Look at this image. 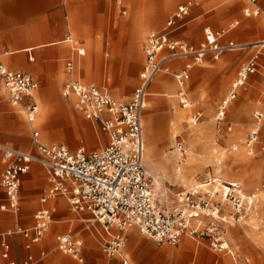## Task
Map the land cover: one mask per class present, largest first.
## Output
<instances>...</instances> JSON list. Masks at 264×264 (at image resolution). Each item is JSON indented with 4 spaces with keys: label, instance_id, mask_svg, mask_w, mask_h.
Masks as SVG:
<instances>
[{
    "label": "rangeland",
    "instance_id": "rangeland-1",
    "mask_svg": "<svg viewBox=\"0 0 264 264\" xmlns=\"http://www.w3.org/2000/svg\"><path fill=\"white\" fill-rule=\"evenodd\" d=\"M165 1L174 3V5L164 11L163 17L154 26L152 25L154 13ZM181 1L183 0H123L122 4H119L118 0H75L71 11H76L79 7L80 22L77 29L80 34L72 32L70 34L74 41L78 40L82 43L77 46L85 47L87 54L79 56L75 50L64 51V47L68 45L71 49V42L50 46L51 55L45 53L37 56L36 53H33L36 59L32 63L37 68V72L44 73L47 77L54 76L47 79L46 87H51L54 90L55 102L66 104L65 98L57 91L58 87L61 91L66 79L57 82L55 76L60 71L65 72L66 60L71 55L84 58L83 60H90V70L84 69L83 66L81 69L78 68L77 77L79 79L97 82L101 87L107 88L112 95L117 97L123 95V101H130L140 83V72L145 63L144 58L137 59V53L140 52L143 55L142 45L145 44L149 31L155 27H164L165 20ZM263 2L264 0L259 1L260 4ZM207 3L210 4L212 10L198 16L205 10L201 6ZM247 6L250 5L245 0H207L192 10L193 20L182 31L183 37L194 43H199L203 38V28L211 25L215 29L222 27L231 29L229 36L236 42L247 45L241 50L227 51L218 59H211L208 56L202 63L193 64L186 90L192 107L191 109L185 108L190 111L185 124L192 125L190 130H195L193 135L188 133L185 126L176 125L174 118L171 128L172 117L167 116L170 105L164 97L152 96L151 106L147 108L146 112L150 115L147 118H152L154 129L158 133L160 147L158 146L159 156L156 161L149 165L145 162V167L151 173L164 175L172 183L170 187L172 192L191 189L209 175L219 176L227 181H240L247 191L255 193L256 201L253 210L257 211L258 216L254 220H251L252 217L249 216L246 223L218 224L219 229L224 231L230 243L227 252H216L210 248L206 240L188 236L177 245L159 243L137 230L135 242L133 243L134 234H129L125 249L130 256V264H178L177 259L168 257L164 251L180 249L185 241L190 242L187 247L189 250H186L181 257L182 263L180 264H264V241L262 240V236H264V116L260 120L259 139L251 146L246 144L248 132L253 129V123L257 121L254 113L262 112L264 114V47H254L255 42L264 39V6L262 5L263 10L257 17H248L244 14V7ZM124 10L126 13H123ZM68 15L71 17L72 12ZM236 21H239V24L235 25ZM134 23L137 24L138 35L132 47L134 37L132 26ZM257 51H260L258 71L248 77L240 88L237 98L232 101L228 109L227 119L232 125V131H219L214 118L218 103L228 93L241 67L246 65ZM129 74H133L131 81L128 80ZM88 76L91 78L84 79ZM167 76L174 80L172 73ZM41 78L42 76L37 77L39 86L33 95L39 103L40 113L44 109L43 102L38 96V89L42 84ZM46 84L45 81L44 85ZM223 85H225L224 88H222ZM0 86L5 88L1 79ZM172 91L175 94L173 102L177 106L176 109H183L184 107L179 101L177 85ZM4 94L7 98V91L6 93L4 91ZM51 101L47 100L46 106H51ZM8 111L0 101V115L13 118L14 114L8 115ZM196 111H202L203 117L197 124H193L192 116ZM69 112L82 118L87 123L90 132L103 135L98 125H93L83 115L77 114L73 106L69 108ZM22 113L25 115L23 110ZM52 114H56L55 109ZM13 120L16 121V117ZM34 128L40 132L41 138L52 133L56 135L53 141L65 143L71 149L80 145L90 148L101 147L100 142L95 145L87 144L86 130L83 132L72 131L75 143L69 144L67 126H53L51 131H42L37 126ZM169 136L174 138L168 141ZM24 139L28 141L27 148L36 152L31 131L26 134V137H23L0 129V141L4 143L22 147L21 142ZM178 168L182 179L177 176ZM3 169V159L0 155V178ZM44 172L48 181L45 191L31 203L20 201V209L17 213L0 211L2 216L0 231H14L19 226L31 227L33 225L34 214L41 207L40 198L47 193L50 187L48 173L46 170ZM24 175H22V180H24ZM60 197L64 196H57V198ZM52 213L48 231L43 239L31 249H27V240L23 235L9 236L18 240V242L13 241L12 257L20 262L31 252L37 259V264H62L64 259L70 260L73 264H83L73 255L66 254L58 248L57 236L69 233L75 239L83 241L82 255L86 264H95L89 256V252L95 251L99 253L100 257L98 264L108 262L109 259L102 250L104 239L100 232L103 231V224L98 221H90L93 219L91 212L73 211L67 198L64 197L62 209L59 211L52 209ZM203 223L209 224L210 220L204 219ZM113 231L115 230L113 229ZM90 233L98 235L94 246H91L88 241ZM1 253L0 246L1 262L8 264L7 259H4ZM116 258L122 264L120 257Z\"/></svg>",
    "mask_w": 264,
    "mask_h": 264
},
{
    "label": "built area",
    "instance_id": "built-area-1",
    "mask_svg": "<svg viewBox=\"0 0 264 264\" xmlns=\"http://www.w3.org/2000/svg\"><path fill=\"white\" fill-rule=\"evenodd\" d=\"M203 1L188 0L179 4L169 15L164 30L148 34L144 44L145 63L140 72V83L130 101L117 99L96 84L74 78L64 82L63 95L75 97V109L87 120L97 124L107 136V142L102 148L90 149L80 145L71 149L60 142L45 143L40 140L36 129L32 131L36 152L0 142V153L5 163L0 180L5 193V199L0 203L1 211H19L22 175L29 171L32 163H39L45 168L50 182L47 193L40 199L42 206L35 212L31 227L19 226L14 231H0L4 258H10V235H23L28 249L43 239L53 215L48 203L57 196L66 197L73 211H89L94 221L103 224L107 232L102 245L103 252L108 257H122L124 264L129 263L124 255L129 240V226H135L141 234L159 243L177 245L188 236L206 240L216 252L229 251L230 243L218 224L246 223L254 209L255 193L247 191L239 181H227L211 175L191 189L172 192V183L164 175L148 173L144 164L142 111L147 100V90L156 74L163 68L171 71V61L190 60L182 69L173 72L178 84L180 104L187 107L191 101L186 83L193 64L202 63L208 55L219 58L223 53L239 47L236 41L226 40L231 30L228 28L205 27L204 37L198 44L175 36L177 31L186 26L191 8ZM245 1L250 5L244 7L246 16H258L261 13L258 6L260 0ZM77 51L81 56L86 54L84 47H77ZM258 58L259 53H256L241 67L228 94L218 103L214 118L219 131H232V125L227 119L229 106L237 98L248 77L258 71ZM65 70L73 74L72 58L66 60ZM0 79L9 102L21 105L29 121H34L38 104L34 100L24 103V100L33 97V92L39 86L38 80L31 73L9 68L1 61ZM202 117L203 112L196 111L192 123L197 124ZM255 117L257 125L248 132L247 146L259 139L262 114L255 113ZM204 219H209L210 223L204 224ZM112 228L115 231L110 234L109 229ZM82 246L83 241L69 233L60 236L58 240L61 251L73 254L86 264ZM10 264L17 262L10 260ZM20 264H37V259L29 253Z\"/></svg>",
    "mask_w": 264,
    "mask_h": 264
},
{
    "label": "crops",
    "instance_id": "crops-1",
    "mask_svg": "<svg viewBox=\"0 0 264 264\" xmlns=\"http://www.w3.org/2000/svg\"><path fill=\"white\" fill-rule=\"evenodd\" d=\"M187 1L188 0H183V1L179 2L177 4V6L179 4L185 3ZM205 1H207V0H205ZM74 2H75V0H0V61L2 63H4L9 68L29 72L35 78H37L38 76H40V77L42 76V78H41L42 84L40 86V89H38V96H39L40 101L43 102V108L44 109L38 117V120H37L38 124L44 126L47 131H51L52 130L51 127H53V126H67L68 127L67 128V131H68L67 141L69 144L75 143L74 137L72 135V131L83 132V130H86V133H85L86 134V142L88 145H95V143H97V142L101 143V147H98V148L88 147V148L100 149L106 144L105 142L107 141V136L104 133H102L101 131L100 132L103 135L93 134L92 132H90V130L88 129L87 123L82 118L78 117V115H76V114L69 112L70 107L73 106V108L75 109V107L73 105V101H71V100H73V98L71 97V100L68 98L66 99L62 95V88L60 91V88L58 87L57 91L60 92V94L62 95L63 98H65L66 104H59V102H55L56 96L54 94V90L51 87H46L48 85L47 79H51L54 76L53 77L52 76L47 77L46 74L44 75V73L37 72V70H36L37 68L35 67L34 63H32V61H35V59H36V57L34 56L33 53H36L37 56L43 55L45 53H50L51 48H49V47L53 46V45H60V44H65L67 42H71V44H72L71 49H70V46L68 45L67 47H64L63 50L67 51V52H70V50H75L77 52L76 47L72 43V41H73L72 35L70 34L71 32L73 34H80L78 29H77L78 24L80 22V15H79V11H78L79 7H77L76 11H71V8L73 9V3ZM122 2H123V0H122ZM201 3H198L191 8L190 14L187 17L188 21H187L186 26L184 28L180 29L179 31H177L175 33V36H177L178 38L186 39V40L190 41L191 43H194L190 39L183 37L181 33L183 30H185L187 28L189 23L193 20V18L191 17L192 10L194 9L195 6L200 5ZM209 5L210 4H208V3L203 4L201 7H203L205 10L203 12H201L198 16L204 15L207 12L211 11L212 9H210ZM262 5L264 6V2L262 4L258 3V6L261 8V10H263ZM122 8H123V6H122ZM71 12H72V16L70 17L68 14H70ZM248 17H250V16H248ZM254 17H257V16H254ZM165 22H167V20H165ZM238 24H239V21H238ZM136 25L137 24L134 23L132 26V28H133L132 30L134 31V33H133L134 37L132 40V47H133L135 38L138 35ZM165 27H166V23H165L164 27H155V28L151 29L150 31H162L165 29ZM205 27H211V28L215 29L211 25H208ZM204 28H203V31H204ZM222 28H224V27H222ZM143 33H144V29H143ZM229 33H230V31H229ZM229 33L226 36V40H231V39L234 40L232 37L229 36ZM203 37H204V33H203ZM76 41H77V43L75 45H78V44L82 45V43H80V41H78V40H76ZM194 44H198V43H194ZM87 46H90V45H87ZM42 48H45V49H42ZM143 48H144V45H142V50H143V58L145 61V53H144ZM51 54L52 53H50L49 55H51ZM77 54H78V52H77ZM86 54H87V51H86ZM79 56H81V55H79ZM208 56H210L211 59H218V58L212 57L211 55H208ZM207 57L205 59H207ZM68 58H72L75 62V66H76L75 78L76 79H78L82 82H85V83H95L93 81H84L81 78L79 79L77 77L78 76V68L82 66L80 63L81 57H76L74 55H71ZM75 59L78 60V65L76 64ZM188 62H190L189 59L174 60V61L169 62V66H170L171 70L173 72H175V71H179L180 69H182L185 66V64H187ZM258 62H259V58H258ZM193 66H192V68H193ZM192 68H191V71H192ZM191 71H190V78H191ZM33 72L35 73V75ZM173 72H172V75H173ZM169 74L170 73L163 72V74L160 73L156 77V79L153 81V83L150 86L148 100L151 103L152 96H156L157 98L158 97H164L167 100L168 105H170V110H169L167 116L172 117L171 118V124H170L171 128H172L174 111L177 108V106H175V104L173 102V97L175 96V94L173 93L172 90L176 87V85L178 87V84H177L175 78H174V80H175V82H174V80H172L171 77L167 76ZM55 77L57 78L56 79L57 82L58 81L61 82L64 79L67 80V76H66L64 71H60ZM190 78L186 83V90H187V85H188V82L190 81ZM45 81L47 83L46 85H44ZM95 84H97V82ZM98 86H100V85H98ZM224 87H225V85H223L222 88H224ZM101 88L107 90L105 87H101ZM230 88H231V86H230ZM4 91H5L4 88H1V86H0V101H2V104L4 105V107H6L9 110L8 115L10 113H13L14 116H13V118H10V117H3L0 115V129L8 132L10 134H16L18 136L26 137V134H28L29 131L32 132L35 129L34 128L35 126L33 125L32 122L28 121V119L22 113V108L20 106L19 107L18 106L13 107L11 105L8 98H5ZM187 95H188V93H187ZM112 96H114V95H112ZM114 97H116L120 100L124 99L123 95H121L120 97H117V96H114ZM33 100L35 101L34 97H27V98H25L24 103H28V102H31ZM47 100H52L51 106H46L45 102H47ZM191 107H189V108L191 109ZM53 109H55L56 114H52ZM75 111L77 112V114L82 115V113L80 111H78L76 109H75ZM255 113H261L262 118L264 116V114L262 112H255ZM255 113H254V116H255ZM15 117H16V121L13 120ZM90 122H92V121H90ZM92 124L97 125L93 122H92ZM256 125H257V121H255L253 123V128ZM56 134H57V131H56ZM46 136L42 137L43 140L45 139L44 141L50 142V143L56 142V141H53V139H55L56 135L49 133ZM173 138H174L173 136H169L167 140L170 141ZM0 142L4 143L2 141H0ZM27 142H28L27 139L22 140V142H21L22 147L10 145L8 143H4V144L9 145V146H13V147H17V148H21L24 150H32V149L27 148L28 147L26 145ZM60 143H62V142H60ZM156 144H158V146H159L158 140L156 141ZM0 155L2 156V159H3V154L0 153ZM3 164L5 167L4 159H3ZM38 164L39 163H36V164L32 163L30 165L29 171L27 173H25V175H24V178H23L24 180H22L23 185L21 184L20 195H19V206H20V201L29 202V203L35 201L37 199V197L39 195H41L46 189L48 181L46 180V174L44 172L45 168L42 167L43 168L42 169L41 168L42 165L40 164L41 165L40 166ZM31 169H32V171L30 172ZM0 180H1V178H0ZM36 185H38V186H36ZM4 199H5V193H4L3 188L0 185V203ZM63 200H64V197L53 199L52 201H50L48 203V206L51 209L59 211L62 209ZM41 206H42V204H41ZM1 212H3V211H1ZM1 220H2V216L0 215V227L2 226ZM73 221H75V220H73ZM72 224H74V223H72ZM137 230L138 229L135 227L129 233V234H131V233L134 234L133 243L135 242ZM100 234H101V237L103 239H105L107 237V234L104 231L100 232ZM62 235H64V234L58 235L57 240H59L60 236H62ZM96 238L98 239V235H96V233L95 234L90 233L88 235V241H89L91 246L95 245ZM14 240H15V238L8 237V241L11 245L10 258L7 259L8 264H10V260H15L17 262V264H20L25 259L24 258L20 262H18V260H16L14 257H12V248H13V241ZM15 241L18 242V240H15ZM0 246H1V238H0ZM1 249H2V253H3L2 246H1ZM125 249H126V247H125ZM125 249H124V255L128 258V260H129L128 264H130V256L126 252ZM2 253H1V255H2ZM29 253H31V252H29ZM104 255L109 259L108 262L104 263V264H120L119 261L116 260L117 256L116 257H108L105 253H104ZM89 256H90L91 260H94L95 264H98V262L100 260L98 252H96V251L95 252H89ZM2 257H3V255H2ZM4 259H6V258H4ZM120 259H121L122 264H124L122 261V257H120ZM64 262H66L65 264H68V263L73 264L68 259L62 260V264ZM0 264H2L1 259H0Z\"/></svg>",
    "mask_w": 264,
    "mask_h": 264
},
{
    "label": "bare ground",
    "instance_id": "bare-ground-1",
    "mask_svg": "<svg viewBox=\"0 0 264 264\" xmlns=\"http://www.w3.org/2000/svg\"><path fill=\"white\" fill-rule=\"evenodd\" d=\"M119 2V1H118ZM119 4H122V0L119 2ZM174 5V3H167L166 1L165 2H162V5H161V7L158 9V10H156L155 11V13H154V16H153V24L152 25H156L159 21H160V19L163 17V15H164V11L165 10H167V9H169L170 7H172ZM125 13H126V11H125ZM150 32H152V31H150ZM149 32V33H150ZM148 33V34H149ZM72 43L74 44V46L76 47V50H77V45H75L76 43H77V41L75 40L74 41V39H73V41H72ZM238 43V42H237ZM238 45H239V47H238V50H241V48H244L247 44L245 43V44H241V43H238ZM248 45H250V44H248ZM254 47H256V48H263L264 47V39H261L260 41H258V42H255L254 43ZM80 48H82V47H80ZM144 49V48H143ZM85 51H86V49H85ZM78 52V51H77ZM257 53H259V56H260V51H257ZM86 55V54H85ZM137 59H143V55H142V53H140L139 52V54L137 53ZM84 58H80V63H81V65L83 66V68L84 69H89V65H90V60L88 59H85V60H83ZM75 61H76V64L78 65V60L77 59H75ZM80 69H81V67H80ZM90 70V69H89ZM75 71H76V66H75V62H74V72H73V74H68L67 72H66V70H65V74H66V76H67V80L68 79H70V78H74V79H76L75 78ZM163 72H165V73H172L173 71L171 70V71H166L164 68L163 69H161L157 74H156V76L153 78V80H152V83H153V81L156 79V77L160 74V73H163ZM87 75V74H86ZM173 76H174V73H173ZM89 78H91L90 76H88V77H84V79H89ZM132 78H133V74H129L128 75V80L130 79V81L132 80ZM174 78H175V76H174ZM37 79V78H36ZM78 80V79H77ZM176 80V79H175ZM80 81V80H79ZM85 81V80H84ZM151 83V84H152ZM89 84H95V83H89ZM151 84H150V86H151ZM97 85V84H96ZM150 86H149V88H148V90H147V100H146V104H145V107H144V109H143V111H142V129H143V144H144V164H145V162H146V164L147 165H149V164H151L152 162H154V161H156V159H157V157L159 156V150H158V144H156V141L158 140V133L156 132V130L154 129V124H153V122H152V118H147L149 115L147 114V108H149L150 106H151V103L148 101V96H149V89H150ZM107 89V88H106ZM4 90H5V88H4ZM37 90V89H36ZM35 90V91H36ZM108 90V89H107ZM35 91L33 92V95H34V93H35ZM109 91V90H108ZM5 92H6V90H5ZM110 92V91H109ZM111 94V93H110ZM62 95H63V87H62ZM64 96V95H63ZM34 97V96H33ZM65 97V96H64ZM71 97L73 98V100H71ZM66 99L68 98V99H70L71 101H73V105H74V107H75V101H76V99H75V97H73V96H70V97H65ZM116 98V97H115ZM118 99V98H117ZM36 101V100H35ZM36 103L38 104V112H37V114H36V117H35V119H34V121H32V123H33V125L34 126H37V127H40V129L42 130V131H45L46 129H45V127L44 126H42V125H40V124H38V122H37V120H36V118H37V116H38V114L40 113V106H39V103H38V101H36ZM13 107H15V106H20L21 108H22V110L24 111V113H25V115H26V118L28 119V117H27V114H26V112H25V110L23 109V107L21 106V105H13V104H11ZM192 106V103L190 104V106H187V107H184L183 109H175V111H174V122H175V124L176 125H183V126H185V129H188V133L189 134H192L193 135V133H195V130H190V127L192 126H188V125H186L185 124V121L187 120V115L189 114V110H186L185 108H189V107H191ZM28 121H29V119H28ZM29 122H31V121H29ZM160 133V132H159ZM39 134H40V132H39ZM40 140L41 141H43V142H45V143H49V142H46V141H44L42 138H41V136H40ZM202 148V147H201ZM200 148V149H201ZM166 154V153H165ZM165 158H167V157H165ZM165 161V160H164ZM185 161V160H184ZM162 163V162H161ZM168 163V162H167ZM172 163V162H171ZM182 163V162H181ZM187 163V162H186ZM185 164V163H184ZM167 165V164H166ZM146 166V165H145ZM180 167V166H179ZM178 170H179V168H178ZM146 171L148 172V173H150V174H154V173H151V172H149L148 170H147V168H146ZM177 173V172H176ZM177 176H178V178L179 179H182V174H181V172H180V170H179V172L177 173ZM240 182V181H239ZM56 199V198H55ZM264 199V198H263ZM252 215H250V217H252L251 218V220H254V218H256L258 215H257V211L255 212L254 210L252 211V213H251ZM90 221H94V219H92V220H90ZM135 228V226H129L128 228H127V234L129 235V233L132 231V229H134ZM113 229L115 230V228H112V229H109V232H110V234H113L114 232H113ZM103 231L107 234V232L104 230V227H103ZM140 232V231H139ZM137 233H138V231H137ZM141 233V232H140ZM263 233V232H262ZM137 237H135V239H136ZM262 240L264 241V236H262ZM189 244H190V242H187V241H185V242H183L182 243V245H181V247H180V249H166V251H164V252H166L167 253V255H168V257H173V258H175V259H177V261H178V264H180V263H182V260H181V257L184 255V253L186 252V250H189L187 247H189ZM34 246V245H33ZM230 252L233 254V252H232V250L230 249ZM66 254H71V253H66ZM71 255H73V254H71ZM74 256V255H73ZM165 256V255H164ZM160 262V261H159Z\"/></svg>",
    "mask_w": 264,
    "mask_h": 264
}]
</instances>
